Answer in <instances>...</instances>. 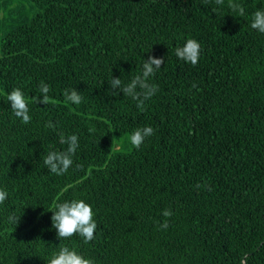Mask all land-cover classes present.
I'll list each match as a JSON object with an SVG mask.
<instances>
[{
    "label": "trees",
    "instance_id": "trees-1",
    "mask_svg": "<svg viewBox=\"0 0 264 264\" xmlns=\"http://www.w3.org/2000/svg\"><path fill=\"white\" fill-rule=\"evenodd\" d=\"M231 5L244 8L245 15ZM264 0H0V264H47L62 244L95 264H264V35L250 19ZM201 44L195 67L178 60ZM164 59L144 111L114 95L143 59ZM24 125L5 96L20 88ZM84 97L65 102V90ZM51 124L54 127L50 128ZM151 126L139 150L126 137ZM80 149L63 176L43 166L59 134ZM83 199L94 240H59L50 211ZM170 210L171 217L162 212ZM15 213L16 225L9 222ZM167 223V228L161 227Z\"/></svg>",
    "mask_w": 264,
    "mask_h": 264
},
{
    "label": "clouds",
    "instance_id": "clouds-1",
    "mask_svg": "<svg viewBox=\"0 0 264 264\" xmlns=\"http://www.w3.org/2000/svg\"><path fill=\"white\" fill-rule=\"evenodd\" d=\"M223 0H215L217 8L221 7ZM232 11L239 16L245 15L242 7L231 5ZM250 28L258 34L264 35V7L257 8L250 19ZM175 57L185 63L195 67L201 57V44L195 39H187L183 46L177 47L174 52ZM164 59L148 56L147 60L143 59L140 73L128 82L122 81L121 78L110 76V87L114 95H120L131 98L136 102V107L143 112L145 102L154 97L159 91L157 85L151 83L156 74L161 71V65ZM39 96H26L20 88H14L5 96L10 103V110L13 115L24 125L32 121L30 105L33 103H42L44 105L51 103L49 93L50 85L41 82L39 85ZM5 95L0 91V96ZM65 102L72 105H80L84 97L76 89L65 90ZM48 127L54 126L49 124ZM154 135V129L151 126L138 127L128 133L126 140L130 149L139 150L144 142ZM59 143L66 145L63 150H57L49 146L47 154L43 157V166L49 173L55 176L65 175L74 165V157L80 149L79 137L76 134H59ZM9 198L8 191L0 187V205H3ZM51 216L52 228L56 231L59 240H71L74 236L79 237L85 244L94 240V233L97 229V223L94 219V211L89 203L83 199H70L63 202H57L54 205ZM164 217H171L170 210L162 212ZM21 216L13 213L9 217V222L16 225ZM167 223L161 225L167 228ZM47 264H95L93 258L82 255L76 248L69 247L67 244L59 246L58 250L53 251L48 257Z\"/></svg>",
    "mask_w": 264,
    "mask_h": 264
},
{
    "label": "rangeland",
    "instance_id": "rangeland-1",
    "mask_svg": "<svg viewBox=\"0 0 264 264\" xmlns=\"http://www.w3.org/2000/svg\"><path fill=\"white\" fill-rule=\"evenodd\" d=\"M1 31H2V28L0 29V34H3Z\"/></svg>",
    "mask_w": 264,
    "mask_h": 264
}]
</instances>
